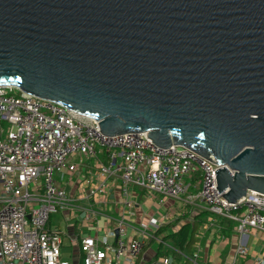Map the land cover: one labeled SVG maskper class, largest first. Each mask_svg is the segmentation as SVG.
I'll return each instance as SVG.
<instances>
[{"label":"water","instance_id":"obj_1","mask_svg":"<svg viewBox=\"0 0 264 264\" xmlns=\"http://www.w3.org/2000/svg\"><path fill=\"white\" fill-rule=\"evenodd\" d=\"M0 86L146 132L264 194V0H0Z\"/></svg>","mask_w":264,"mask_h":264},{"label":"built area","instance_id":"obj_2","mask_svg":"<svg viewBox=\"0 0 264 264\" xmlns=\"http://www.w3.org/2000/svg\"><path fill=\"white\" fill-rule=\"evenodd\" d=\"M99 152L108 161L99 169L104 180L94 184L83 175L81 191L68 189L63 182H70L84 158H97ZM218 169L188 148L156 145L146 132L107 136L92 118L0 86V264H70L61 257L62 230L49 226L55 214H63L78 231L75 243L82 264H136L163 218L147 215L134 225V188L233 220L242 236L249 228L264 231V194L248 191L237 202H228L217 189ZM114 175L121 181L124 210L119 218L106 214V205L96 207L107 203L109 177ZM102 217L108 224L101 226ZM130 228L135 236H127ZM248 254L241 241L233 264ZM198 257L196 252L195 264ZM154 264L172 260L161 257Z\"/></svg>","mask_w":264,"mask_h":264},{"label":"crops","instance_id":"obj_3","mask_svg":"<svg viewBox=\"0 0 264 264\" xmlns=\"http://www.w3.org/2000/svg\"><path fill=\"white\" fill-rule=\"evenodd\" d=\"M106 155L103 152H99L97 158H84L80 163L79 170L72 176L68 183V189L73 191H81L79 184L80 176L85 178H92L94 184H98L104 180L99 172L100 165L107 163ZM188 182H192L191 178H188ZM110 193L108 195L107 203L104 200L96 204L97 208H104V212L113 218H119L121 212L124 210L120 203V188L121 181L118 175L109 177ZM133 200L135 201L136 215L134 216V225L149 215V212H144L143 203L148 204L155 213L149 216H157L163 218L161 227L170 224L174 231L180 229L184 223H195V219H199L198 232L196 233V244L194 252H198L197 264H233L234 256L236 254V248L242 241L249 249V254L246 258L239 259L238 264H264V231L259 229L249 228L247 232L242 236L237 231V222L229 220L223 217L211 215L206 209L199 205H187L184 206L180 201L173 199H164L160 194H150L144 189H133ZM185 212L182 214V212ZM181 212V213H180ZM181 214V215H180ZM58 217H52L49 226L52 228H60L62 230L63 244L61 248V257L63 260L70 262V264H82V253L79 249V245L75 243L76 235L78 231L75 230L69 222L66 221L63 214H55ZM197 217V218H196ZM198 222V221H197ZM107 223L104 220L103 225ZM108 224V223H107ZM177 224V225H176ZM114 225V221L109 223ZM175 226V227H174ZM229 227H232L230 229ZM157 230L152 234L151 241L144 249L142 255L136 261V264H154L161 257L156 259L157 250L159 244L164 237L162 234H157ZM91 233V230H89ZM103 232V231H101ZM127 236H135V231L129 229ZM156 244L154 250H151L146 254V249ZM168 244V243H167ZM194 253V254H195ZM65 256H69L66 259ZM194 256V255H193ZM173 261V256H167ZM192 264H195L193 258L190 259Z\"/></svg>","mask_w":264,"mask_h":264},{"label":"trees","instance_id":"obj_4","mask_svg":"<svg viewBox=\"0 0 264 264\" xmlns=\"http://www.w3.org/2000/svg\"><path fill=\"white\" fill-rule=\"evenodd\" d=\"M199 219H195V223H184L177 231L170 229V224L161 227L157 234L163 233L164 237L161 238L162 242L159 244L155 260L164 255H172V264H192L190 259L193 258L195 253L196 233L200 224ZM229 228L232 229V227ZM167 243L171 247H168Z\"/></svg>","mask_w":264,"mask_h":264},{"label":"rangeland","instance_id":"obj_5","mask_svg":"<svg viewBox=\"0 0 264 264\" xmlns=\"http://www.w3.org/2000/svg\"><path fill=\"white\" fill-rule=\"evenodd\" d=\"M189 181V180H188ZM191 181H192V178H191ZM194 192H198V190H194ZM179 203H181V202H179ZM143 210H144V212H148L149 210H150V212H149V215L150 214H153V213H155L154 212V210H152V208L148 205V204H146V203H143ZM181 215V214H180ZM53 218L54 217H58V216H56V215H53L52 216ZM102 219V221H101V226H103V221H104V217H102L101 218ZM81 220V219H80ZM79 221V220H78ZM177 225V224H176ZM175 227V226H174ZM84 233H90V231L88 230V229H84ZM100 234L102 235L103 234V232H100ZM155 246H156V244H153L151 247H149L148 249H146V254H148L149 252H151V250H154V248H155ZM156 248H157V246H156ZM149 255H150V253H149ZM65 258L66 259H69L70 261H71V259H70V257L69 256H65Z\"/></svg>","mask_w":264,"mask_h":264}]
</instances>
